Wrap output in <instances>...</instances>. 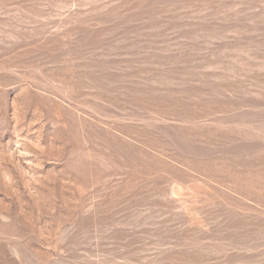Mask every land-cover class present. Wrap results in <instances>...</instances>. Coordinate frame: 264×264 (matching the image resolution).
I'll list each match as a JSON object with an SVG mask.
<instances>
[{"label":"rangeland","instance_id":"1","mask_svg":"<svg viewBox=\"0 0 264 264\" xmlns=\"http://www.w3.org/2000/svg\"><path fill=\"white\" fill-rule=\"evenodd\" d=\"M0 264H264V0H0Z\"/></svg>","mask_w":264,"mask_h":264}]
</instances>
